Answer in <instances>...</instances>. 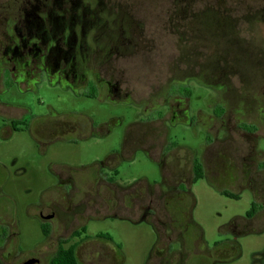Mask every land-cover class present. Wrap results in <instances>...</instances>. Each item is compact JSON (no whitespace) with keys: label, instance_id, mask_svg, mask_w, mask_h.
<instances>
[{"label":"flooded vegetation","instance_id":"obj_1","mask_svg":"<svg viewBox=\"0 0 264 264\" xmlns=\"http://www.w3.org/2000/svg\"><path fill=\"white\" fill-rule=\"evenodd\" d=\"M224 1L232 2L217 0L215 7L205 3L201 9L223 4L227 15ZM174 5L182 8L183 2L0 0V142L26 135L44 157L66 137L82 141L99 127L122 122L59 114L44 101L42 89L58 92L57 98L70 95L109 109L134 110L120 150L101 162L84 167L49 163L40 182L28 164L11 171L0 163V264H126L123 245L114 237L117 220L151 228L154 242L142 264H230L243 257L239 238L264 233V152L256 148L264 125L257 121L245 122L254 133L230 125L238 139L223 141V154H230L224 157L253 197L244 216L220 228L231 238L209 246L193 219L195 199L188 188L196 182L193 166L207 174L213 149L206 167L208 153L182 158L169 138L186 102L182 62L199 59V44L183 34L181 24H173ZM186 42L191 50L183 58ZM9 92L33 95L43 112L33 113L22 99L6 102ZM208 136L214 137L212 130ZM137 150L157 163L160 181L123 186L115 179L118 159ZM244 264H264V249Z\"/></svg>","mask_w":264,"mask_h":264},{"label":"rangeland","instance_id":"obj_2","mask_svg":"<svg viewBox=\"0 0 264 264\" xmlns=\"http://www.w3.org/2000/svg\"><path fill=\"white\" fill-rule=\"evenodd\" d=\"M216 1L182 0V8L174 5L173 18L177 19H173V24H181L183 34L199 44L196 49L199 59L182 62V97L186 102L180 104L177 127L169 131L170 141L178 145V154L182 158L191 155L199 158L202 153H208L207 167L211 164L209 152L213 149L212 166L207 168V174L188 187L195 199L193 219L203 227L209 246L231 238L220 228L231 218L244 216L253 200L251 192L241 187L244 182L238 181L235 167L227 162L228 157H224L230 154H223V141L231 136L238 139L229 127L234 125L244 132L254 133V127L246 126L245 122L257 121V126L264 125V0H232L230 4L224 1L230 9L227 15L223 4L216 5L214 9H201L205 3L215 7ZM191 8L197 12L192 14ZM178 20L181 21L176 22ZM171 48L174 54V46ZM190 50V42H186L183 58ZM186 74L194 76L186 79ZM155 91L159 92V85ZM40 95L59 114L84 113L95 123L113 117L122 122L116 120L114 128L99 127L82 141L66 137L63 142L53 143L44 157L40 156L29 137L13 134L0 142V163L11 171L28 164L27 169H33L40 182L49 163L90 166L120 150L126 126L134 114L131 107L118 105L109 109L94 100L76 101L70 95L57 98L58 92L52 90L42 89ZM5 98L11 103H20L22 99L33 113L43 112V107L31 94L21 97L9 92ZM211 130L213 138L208 136ZM260 134H264V130ZM256 146L257 150L264 152V137L258 138ZM117 165L115 179L123 186L141 181L149 184L160 181L159 166L142 151H134L128 159H118ZM230 186L233 191L229 190ZM222 192L239 198H228ZM113 230L115 241L123 245L126 264H142L154 242L151 228L117 220ZM238 241L243 257L230 264H244L253 252L264 249V233L243 236Z\"/></svg>","mask_w":264,"mask_h":264},{"label":"trees","instance_id":"obj_3","mask_svg":"<svg viewBox=\"0 0 264 264\" xmlns=\"http://www.w3.org/2000/svg\"><path fill=\"white\" fill-rule=\"evenodd\" d=\"M194 181H197L202 178L203 176V170L200 168L198 164H195L194 166Z\"/></svg>","mask_w":264,"mask_h":264}]
</instances>
